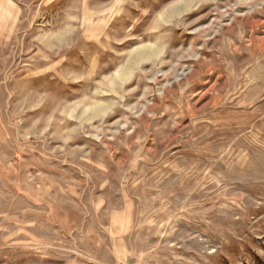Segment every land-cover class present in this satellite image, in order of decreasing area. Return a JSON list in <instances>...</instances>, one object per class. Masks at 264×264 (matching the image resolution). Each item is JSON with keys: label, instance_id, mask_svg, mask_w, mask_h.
Returning <instances> with one entry per match:
<instances>
[{"label": "rangeland", "instance_id": "rangeland-1", "mask_svg": "<svg viewBox=\"0 0 264 264\" xmlns=\"http://www.w3.org/2000/svg\"><path fill=\"white\" fill-rule=\"evenodd\" d=\"M0 264H264V0H0Z\"/></svg>", "mask_w": 264, "mask_h": 264}]
</instances>
